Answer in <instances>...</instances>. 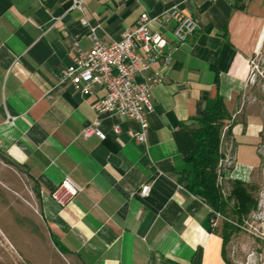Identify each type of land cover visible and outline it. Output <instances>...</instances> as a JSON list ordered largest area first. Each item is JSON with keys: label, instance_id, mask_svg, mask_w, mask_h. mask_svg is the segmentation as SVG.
I'll return each mask as SVG.
<instances>
[{"label": "crops", "instance_id": "obj_1", "mask_svg": "<svg viewBox=\"0 0 264 264\" xmlns=\"http://www.w3.org/2000/svg\"><path fill=\"white\" fill-rule=\"evenodd\" d=\"M73 2L0 0V152L27 172L51 236L82 264H229L212 223L203 227L211 208L188 190L185 159L209 102L222 97L234 115L264 39V0H83V12ZM176 4L199 30L168 67L157 66L163 81L151 92L147 142L138 144L134 119L96 113L101 87L84 94L59 75L74 41L92 49L83 17L111 43L140 14ZM97 118L105 140L82 135ZM242 126L233 125L230 155L222 141L230 166L220 181L249 182L260 164V126ZM254 158L257 166L246 162ZM66 177L83 191L60 206L52 194Z\"/></svg>", "mask_w": 264, "mask_h": 264}, {"label": "built area", "instance_id": "obj_2", "mask_svg": "<svg viewBox=\"0 0 264 264\" xmlns=\"http://www.w3.org/2000/svg\"><path fill=\"white\" fill-rule=\"evenodd\" d=\"M83 3V0H74L72 9L83 12ZM81 22L89 27L93 36L92 49L84 50L77 40L74 41L72 64L61 70L60 82L71 84L84 94H92L95 87H101L104 95L94 105L96 113L134 119L138 127L133 138L136 143L145 145L148 116L154 111L151 92L163 81L157 66L170 65L173 54L197 34V22L176 4L156 16L140 14L135 23L122 32L121 39L111 43L96 36L97 28L90 26L86 17ZM100 127L101 121L97 118L82 135L86 138L95 135L105 140L106 135ZM119 131L120 127L116 126L115 132ZM82 191V187L66 177L52 197L60 206H66ZM150 191L148 183L140 196L147 197ZM220 219L219 215L211 218L212 226L216 227Z\"/></svg>", "mask_w": 264, "mask_h": 264}, {"label": "rangeland", "instance_id": "obj_3", "mask_svg": "<svg viewBox=\"0 0 264 264\" xmlns=\"http://www.w3.org/2000/svg\"><path fill=\"white\" fill-rule=\"evenodd\" d=\"M234 115L229 124L260 126L257 149L258 165L249 182L258 208L245 221L226 246L230 264H264V39L252 57L251 69L245 88L238 94ZM228 127L224 129V133ZM223 148L232 153L231 137L223 136ZM244 143L243 140L239 142ZM223 164V167H222ZM220 170L230 165L222 163ZM221 180V179H220ZM225 195L232 190L230 181H220ZM223 219H221L222 221ZM221 224V223H220ZM220 226V225H219ZM0 264H82L76 257L62 254L40 214V205L33 184L21 167L12 163L0 152Z\"/></svg>", "mask_w": 264, "mask_h": 264}, {"label": "trees", "instance_id": "obj_4", "mask_svg": "<svg viewBox=\"0 0 264 264\" xmlns=\"http://www.w3.org/2000/svg\"><path fill=\"white\" fill-rule=\"evenodd\" d=\"M231 119L232 114L222 97L209 102L204 115L195 118L196 128L192 131L195 145L185 159L191 173L187 180L188 190L211 208V218L219 215L223 219L213 230L223 240L225 258L231 237L241 230L249 215L258 208V201L251 194L254 188L246 182L231 181L232 190L227 195L220 183V167L225 159L222 141L224 134L232 135L233 123H228ZM226 127L228 129L224 133ZM54 243L62 254L69 253L56 238Z\"/></svg>", "mask_w": 264, "mask_h": 264}, {"label": "water", "instance_id": "obj_5", "mask_svg": "<svg viewBox=\"0 0 264 264\" xmlns=\"http://www.w3.org/2000/svg\"><path fill=\"white\" fill-rule=\"evenodd\" d=\"M203 227L205 230L209 231L211 229V217H208L204 223H203Z\"/></svg>", "mask_w": 264, "mask_h": 264}]
</instances>
